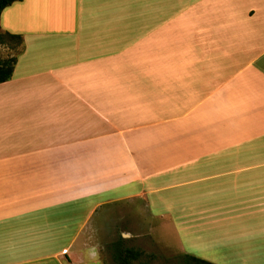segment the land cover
<instances>
[{
    "label": "crops",
    "instance_id": "crops-1",
    "mask_svg": "<svg viewBox=\"0 0 264 264\" xmlns=\"http://www.w3.org/2000/svg\"><path fill=\"white\" fill-rule=\"evenodd\" d=\"M0 27L24 38L0 83V264L84 263L96 213L130 205L170 229L232 213L264 264V0H21Z\"/></svg>",
    "mask_w": 264,
    "mask_h": 264
},
{
    "label": "rangeland",
    "instance_id": "rangeland-1",
    "mask_svg": "<svg viewBox=\"0 0 264 264\" xmlns=\"http://www.w3.org/2000/svg\"><path fill=\"white\" fill-rule=\"evenodd\" d=\"M2 32L0 27V34ZM5 39V42H0V60L8 59L11 57L10 55L17 54L21 48L16 40ZM197 206L195 205L191 209L197 211ZM135 208V206L130 205L127 214L120 213L117 216L105 213V208L100 209L96 213L94 218L96 221L97 218L107 215L106 219H102L106 229L96 231L95 239L97 245H91V247L83 251V257H85L86 261L81 264H103L102 258L106 259L108 264H114V256L121 251L124 252L126 248L136 250L139 253L131 264H188L191 262L188 254L209 259L218 264L249 263L245 259L247 257L242 258L244 254H236L233 245L230 243V239H238L244 233L246 238L248 237V230H241L233 226L236 222L232 213L224 215L202 213L207 222L206 227L188 230L181 227L183 223L178 218L185 215V210L178 213L172 211L167 214L174 219L173 221L176 222L177 226L175 228L174 223L169 222L172 224L170 229L163 227L166 226L167 222L155 218L147 211L136 212ZM184 208L186 209L188 206ZM218 216L224 219L218 220ZM247 219L246 217V222L248 221ZM221 225L229 228H219ZM66 237H68L67 234ZM117 240L119 244L115 245L114 243ZM94 249H98L97 252ZM184 249L188 254L184 253ZM67 260L70 262L68 257L63 258L66 263H68Z\"/></svg>",
    "mask_w": 264,
    "mask_h": 264
},
{
    "label": "trees",
    "instance_id": "trees-1",
    "mask_svg": "<svg viewBox=\"0 0 264 264\" xmlns=\"http://www.w3.org/2000/svg\"><path fill=\"white\" fill-rule=\"evenodd\" d=\"M16 1H21V0H0V15L6 7H8L9 5L13 4ZM5 38L10 40H16L19 46H22L24 42V38L21 34H13L8 31L2 32V34H0V39H1L0 42H5L6 41ZM18 53L11 56L8 59L0 60V83L9 80L12 77L14 67L17 62ZM138 254L139 253L136 250L126 248L124 252L121 251L116 255V264H131V262L137 258ZM188 257L191 261L188 264H218L194 255L188 254Z\"/></svg>",
    "mask_w": 264,
    "mask_h": 264
}]
</instances>
